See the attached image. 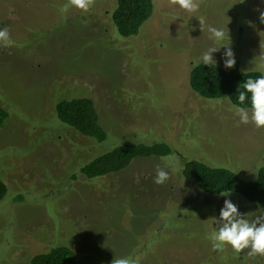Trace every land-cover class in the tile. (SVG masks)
<instances>
[{"label": "rangeland", "instance_id": "rangeland-1", "mask_svg": "<svg viewBox=\"0 0 264 264\" xmlns=\"http://www.w3.org/2000/svg\"><path fill=\"white\" fill-rule=\"evenodd\" d=\"M139 34L118 35L115 0H95L87 13L68 0H0V28L13 45L0 47V264H31L35 255L68 246L77 264H264L247 251H213L225 199L253 219L263 212L241 196H209L182 175L188 160L224 167L244 180L264 166V129L238 126L232 103L207 100L189 85L195 63L213 42L209 25L229 35L236 64L264 73V0H197L188 13L168 0ZM203 18L205 31L200 27ZM226 48L213 53L224 67ZM215 63V62H214ZM91 98L108 133L104 144L60 124L55 105ZM165 142L167 158L137 159L128 169L88 179L80 168L120 143ZM157 166L169 172L153 182Z\"/></svg>", "mask_w": 264, "mask_h": 264}, {"label": "trees", "instance_id": "trees-1", "mask_svg": "<svg viewBox=\"0 0 264 264\" xmlns=\"http://www.w3.org/2000/svg\"><path fill=\"white\" fill-rule=\"evenodd\" d=\"M111 19L119 36L129 38L139 34L143 24L154 10L153 0H115ZM264 73L245 71L239 66L223 68L215 63L211 67L202 61L195 63L189 75V85L200 97L207 100L228 99L236 106H249L250 101L240 105L239 91L243 83ZM56 117L60 124L70 127L80 135L104 144L108 133L100 123L99 113L91 98L78 97L63 99L55 105ZM8 110L0 107V129L9 119ZM173 154L171 146L165 142L120 143L80 168L88 179H103L128 169L137 159L167 158ZM182 175L193 182L206 195L220 196V192L231 190V194L241 196L247 202L259 207L264 213V166L251 180H244L237 173L224 168L210 166L198 160H188L182 167ZM8 193V186L0 177V202ZM76 253L68 246L52 247L48 251L32 257L31 264H77Z\"/></svg>", "mask_w": 264, "mask_h": 264}, {"label": "clouds", "instance_id": "clouds-1", "mask_svg": "<svg viewBox=\"0 0 264 264\" xmlns=\"http://www.w3.org/2000/svg\"><path fill=\"white\" fill-rule=\"evenodd\" d=\"M244 2V0H242ZM95 0H68V3L60 8V12L67 13L69 8H75L82 13H87L94 6ZM168 5L178 6L180 9L195 13L199 10L197 0H168ZM259 20L264 23V11L257 9ZM201 30L204 32V20L199 18ZM209 39L213 45L202 53L201 61L204 65L211 67L217 63L213 53L219 52L221 48H226L223 53L224 67L231 69L236 64L235 54L230 45L224 44L226 33L222 28L209 25L207 28ZM8 27L0 28V47L9 48L13 45ZM260 48L264 49V40L261 39ZM243 91H239V104L245 105L250 101L249 106L232 105L231 111L238 117L239 124L253 125L256 129H264V75L255 79H247L243 85ZM170 178L169 172L157 166L153 182L157 185L165 184ZM220 196L230 197L231 190L221 191ZM250 213H241L236 204L231 199H225L223 207L220 209L219 217L215 218L217 228L208 239L211 241L213 251L223 252L226 248L240 254L247 251L250 258L264 257V213L256 215L253 219H248ZM112 264H132L129 258H115Z\"/></svg>", "mask_w": 264, "mask_h": 264}]
</instances>
